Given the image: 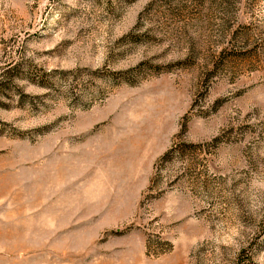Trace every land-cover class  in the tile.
<instances>
[{
	"label": "rangeland",
	"instance_id": "1",
	"mask_svg": "<svg viewBox=\"0 0 264 264\" xmlns=\"http://www.w3.org/2000/svg\"><path fill=\"white\" fill-rule=\"evenodd\" d=\"M0 264H264V0H0Z\"/></svg>",
	"mask_w": 264,
	"mask_h": 264
}]
</instances>
